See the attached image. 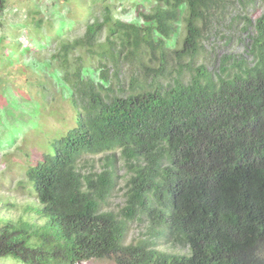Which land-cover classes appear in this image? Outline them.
I'll use <instances>...</instances> for the list:
<instances>
[{"label": "trees", "instance_id": "1", "mask_svg": "<svg viewBox=\"0 0 264 264\" xmlns=\"http://www.w3.org/2000/svg\"><path fill=\"white\" fill-rule=\"evenodd\" d=\"M146 1L148 10L125 21L105 1L99 18L51 54L74 125L27 166L36 203L0 220V258L264 264V0L247 22L245 57L222 56L213 71L195 59L203 28L226 0ZM77 49L100 65L70 70ZM119 61L129 66L126 81ZM120 169L122 204L111 208ZM132 224L144 232L126 241Z\"/></svg>", "mask_w": 264, "mask_h": 264}, {"label": "rangeland", "instance_id": "2", "mask_svg": "<svg viewBox=\"0 0 264 264\" xmlns=\"http://www.w3.org/2000/svg\"><path fill=\"white\" fill-rule=\"evenodd\" d=\"M105 1L6 0L0 11V220L26 214V205L36 203L24 179L27 166L41 153L51 152L50 143L74 125L69 90L58 80L61 71L50 56L58 50L61 38L81 35L88 20L94 16L99 18ZM111 1V15L122 21L132 20L137 10L149 8L146 0L142 6L137 0ZM220 7L203 28L202 50L195 59L196 64L202 63L212 71L222 56L245 57V45L253 31L247 22L254 21L262 9V2L226 0ZM105 33V30L100 32L99 41L104 39ZM183 33V24L179 21L173 45H179ZM75 63L94 68L100 65L98 58H91L78 49L69 54L70 70ZM128 67L120 61L117 63L124 81ZM106 68L109 73L114 69L111 62L106 63ZM98 156L100 154L89 156L87 161L96 162ZM118 174L108 199L111 208L122 204L125 175L121 169ZM20 179L21 183H17ZM139 232H144L142 224H132L126 241L137 237ZM160 244L161 249L169 246ZM0 264L24 263L5 257L0 258ZM75 264L113 262L111 259H89Z\"/></svg>", "mask_w": 264, "mask_h": 264}]
</instances>
